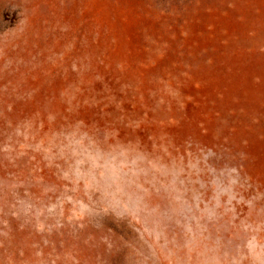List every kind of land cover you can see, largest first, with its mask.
<instances>
[{
  "label": "rangeland",
  "instance_id": "obj_1",
  "mask_svg": "<svg viewBox=\"0 0 264 264\" xmlns=\"http://www.w3.org/2000/svg\"><path fill=\"white\" fill-rule=\"evenodd\" d=\"M0 264H264V0H0Z\"/></svg>",
  "mask_w": 264,
  "mask_h": 264
}]
</instances>
